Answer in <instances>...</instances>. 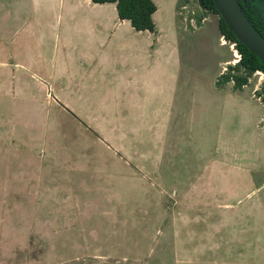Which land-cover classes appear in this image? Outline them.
<instances>
[{"label": "rangeland", "instance_id": "obj_1", "mask_svg": "<svg viewBox=\"0 0 264 264\" xmlns=\"http://www.w3.org/2000/svg\"><path fill=\"white\" fill-rule=\"evenodd\" d=\"M152 1L50 0L26 45L0 0V264H264L263 80L217 87L218 16Z\"/></svg>", "mask_w": 264, "mask_h": 264}, {"label": "trees", "instance_id": "obj_2", "mask_svg": "<svg viewBox=\"0 0 264 264\" xmlns=\"http://www.w3.org/2000/svg\"><path fill=\"white\" fill-rule=\"evenodd\" d=\"M90 1L97 5H114L118 19L127 22L136 32L155 33L153 14L156 11V7L152 0ZM236 2L241 12L264 38V17L261 13L252 6V3L249 0H236ZM198 4L205 12L213 13L218 16L217 28L219 36L227 42L234 43L235 49L240 55L238 62L232 66L229 64L225 71L220 74L216 81V86L223 87L231 83V89L233 91H239L247 86L249 79L256 72H260L263 75V81L260 88L255 91V95L262 103H264V64L255 53L248 50L245 45L236 39L219 16L211 0H198ZM199 20H201V18H199Z\"/></svg>", "mask_w": 264, "mask_h": 264}, {"label": "water", "instance_id": "obj_3", "mask_svg": "<svg viewBox=\"0 0 264 264\" xmlns=\"http://www.w3.org/2000/svg\"><path fill=\"white\" fill-rule=\"evenodd\" d=\"M221 19L236 39L264 64V38L241 12L236 0H211ZM264 1V0H262Z\"/></svg>", "mask_w": 264, "mask_h": 264}, {"label": "crops", "instance_id": "obj_4", "mask_svg": "<svg viewBox=\"0 0 264 264\" xmlns=\"http://www.w3.org/2000/svg\"><path fill=\"white\" fill-rule=\"evenodd\" d=\"M50 0H14L12 4V21L13 23H17L19 29L16 31L19 36V42L22 44L28 45L30 39L32 38L30 34L34 35L36 33L35 29H38L39 32H42V23L38 22L39 19L45 15L46 8L49 6ZM92 3L90 0H88ZM93 4V3H92ZM97 5V4H93ZM104 5H112V4H104ZM5 9L0 6V22L5 20ZM113 12L117 17L115 6L113 5ZM118 18V17H117ZM44 20V19H43ZM119 20V19H118ZM120 23H126L125 21H120ZM129 25V24H128ZM130 26V25H129ZM220 38V36H219ZM230 61H225L223 64L229 65ZM223 70L225 67L222 68Z\"/></svg>", "mask_w": 264, "mask_h": 264}, {"label": "built area", "instance_id": "obj_5", "mask_svg": "<svg viewBox=\"0 0 264 264\" xmlns=\"http://www.w3.org/2000/svg\"><path fill=\"white\" fill-rule=\"evenodd\" d=\"M220 41H221V44H228L229 48H230L231 51H232V57H233V60H232L231 64H234V63L238 62L239 59H240V55L238 54V52H237L236 49H235V44H234V43H230V42L227 43V41H225L222 37L220 38ZM256 73H257V74L259 75V77L263 80V75H262V73H260V72H256Z\"/></svg>", "mask_w": 264, "mask_h": 264}]
</instances>
